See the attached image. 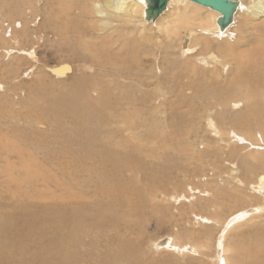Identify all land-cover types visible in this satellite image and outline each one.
Returning a JSON list of instances; mask_svg holds the SVG:
<instances>
[{
    "label": "rangeland",
    "instance_id": "rangeland-1",
    "mask_svg": "<svg viewBox=\"0 0 264 264\" xmlns=\"http://www.w3.org/2000/svg\"><path fill=\"white\" fill-rule=\"evenodd\" d=\"M3 5H0V32L4 31L7 37H4L5 40L0 39V84L3 85L0 86V201L1 197L7 201L10 209L12 208L10 213H15L13 208L19 205L25 207L28 213L58 214V219L67 223L74 211L71 206L76 204L73 199L85 197L90 201L96 200L94 193L88 192V183L89 180L97 178L96 173L100 171V166L89 165L86 160L80 161L82 152L78 155L75 152L69 154L72 152H68L70 146L68 148L64 133L73 127V123L67 120L55 123L54 128L62 129L64 133L54 130L53 134H48L46 125L39 123L41 117L48 116L49 107L59 108L65 101L70 102V94L75 90L76 84L81 83L85 77L89 81L85 85L87 91L94 87L93 82L96 81L99 90L110 86L112 93L119 98H127L130 101L133 97L138 103L136 108H127L129 105L122 103L124 108L120 109L121 119H128L125 122L120 120L118 127L114 128L125 132L120 140H128L130 144L140 142L142 146L152 149V153L143 155L144 162H148L149 166H156L157 162L164 163L163 159L167 156L174 166L177 165L175 162H181L184 166V173L178 172L177 169L172 172L164 170L166 173H155L156 176L153 177L154 189L159 193L158 203L162 207L159 209L156 205H148L144 212L157 219L159 213L162 222L156 224L155 219L150 222L146 218L142 222L139 221V264H223L217 253V240L228 216L256 205L261 207L264 203V198H254L249 191V184L255 182L259 174L264 172L260 169L263 167L262 163L260 168L252 167V172H244L245 167L241 163L243 159L247 163H255V159L259 157L255 156L258 155L255 153L264 154V141L259 133L262 130L264 136V129H260L258 125H254L251 131H248L247 127L246 130L238 129L241 133L251 136L254 143H257L255 146L251 141L234 137L236 134L231 131L237 127L235 122L241 115L250 118L248 111L252 104L246 99L239 102V95L228 97L225 91L222 96L228 105H225V100L217 99L220 95L218 88L226 87L238 74L236 64L232 63L230 69L228 66L224 67L227 61L223 57H228V50H244V44L241 45L242 49H236L238 40L234 36L229 40L230 43L221 45L215 40L208 41L203 38L199 31L196 37H192L185 26L178 25L170 34L155 33L158 38L163 39L166 46L161 47L155 43L152 46L146 45L144 47L147 53L140 48L137 51L126 46V50L120 53L122 57L116 60V63H120L117 64L120 71L124 70V75H120L114 73V70L110 72L111 69L102 67L95 56L92 57L86 51L87 45L71 43L69 46L58 38L56 33L61 30L54 26V11L50 12L47 7L44 8V0H24L13 20L22 21L25 18V22L22 26L14 27L2 24L4 18L7 19L10 14ZM45 18L50 20L46 26ZM24 32L29 34L27 39H22L21 33ZM132 32L133 29L123 32V40H127ZM13 39H16L14 43ZM125 43L118 44L119 49ZM118 47L115 48L117 52ZM96 48L103 51L99 45ZM12 50H24L29 53L25 57L14 51L10 56ZM63 62H70L76 69L75 74L68 80H54L46 76L49 73L47 69L53 72L51 69ZM10 64H15L17 75L4 78L5 68ZM259 74L261 73L256 72L254 75V91L257 96L254 98L257 104L264 105V92L260 91ZM131 75L134 80L128 79ZM90 79L93 82H90ZM146 84H149V88L144 87L143 91ZM94 89L89 94L97 101L99 94ZM147 91L152 95L148 105L152 116V120L149 118V128L152 129L148 128L146 132L141 133L136 132V129L130 131L129 126L142 122V119L136 117L140 112L139 116H142L139 105H144L140 93ZM38 109L43 112L40 113ZM259 109H263V106L260 105ZM131 111H136L137 114L131 117ZM253 120L252 118L247 123L254 124ZM137 121L139 124H136ZM245 126L248 125L245 123ZM149 131V137L145 136ZM21 132L25 135L22 136ZM141 136H145L147 143ZM36 144L40 146L39 149ZM130 175L131 173L125 172L123 177L127 180ZM236 177L244 184L234 183ZM136 178L139 183L144 182L141 173H138ZM236 187L240 188L242 194L219 199L218 192L221 188L232 191ZM182 193L191 196V202L185 200L187 202L179 205L175 198ZM146 200H149L148 195ZM197 215L210 218L213 224H204ZM65 223L59 224V229H47L48 232L44 231L42 237H60L61 232L67 231ZM39 236V239L35 237L31 240V245L38 243L41 238L40 234ZM239 236H243L245 240L237 244ZM263 236L264 218L242 224L229 237L228 256L237 262L245 259V254L252 247L251 252L254 251L255 244ZM107 241L104 244H107ZM175 243L185 244V250L181 252L177 248H171L170 244ZM190 245L197 248L196 252L189 249Z\"/></svg>",
    "mask_w": 264,
    "mask_h": 264
},
{
    "label": "bare ground",
    "instance_id": "bare-ground-1",
    "mask_svg": "<svg viewBox=\"0 0 264 264\" xmlns=\"http://www.w3.org/2000/svg\"><path fill=\"white\" fill-rule=\"evenodd\" d=\"M232 1L237 8L232 21L224 26L220 24V20L223 18L222 14L189 0H171L167 5V9L158 18L149 17L146 0H44V8L47 7L50 12L54 11V26L61 30L56 33L58 38L69 46L71 43L87 45L86 51L92 57L94 55L102 67L111 69L112 71L109 70L110 72L114 70V73L120 75H124V70L120 71L118 66L120 63H116V60L120 59V53L126 50V46L132 47L137 51L140 48L144 53L148 52L144 47L146 45L152 46L155 43V45L161 47L166 46L163 39L155 35L156 32L170 34L174 27L178 25L185 26L192 37H196L199 31L203 38L208 39V41L209 39L215 40L221 45L230 43L229 40L236 36L238 40L236 49H242L241 45L243 44L245 49L228 50L230 55L227 53L228 57L223 58L227 61L224 67L228 66L230 69L232 63L236 64V72L238 74L226 87L224 86L225 88H218L220 95L217 99H220V101L225 100V97L222 96L225 91L228 97L239 95V102L246 99L249 104H252L248 111L250 118L241 115V118L235 122L238 128L234 127L231 132L236 134L234 137L239 140L251 141L253 142L252 145L255 146L257 143H254L253 138L241 133L238 129L251 131L254 125L264 129V105L257 104V100L254 98L256 96L254 91V86H256V76L254 75H256V72L261 73L258 75L261 87L259 88L260 91L264 92V0ZM23 2L24 0L21 2L16 0L0 1V5L4 4L3 7L10 11V14L7 15L9 18H4L2 21L3 25L22 26L25 18L22 21H14L13 16H17ZM13 9L15 10L13 11ZM16 10L18 11L16 12ZM199 14L201 16H198ZM34 17L33 19H35ZM46 19L44 26L49 24L50 21ZM131 29H133V32L129 34L128 42L127 40L124 41L125 36L122 33ZM3 32H0V39H4L6 36ZM21 34H23L22 39L28 38L29 34L27 32ZM16 39H13L12 43ZM123 42L126 43L119 49L118 44ZM97 45L103 51L97 50ZM117 47L118 52L115 49ZM14 51L12 50L10 56L14 54ZM16 52L25 57L29 53L24 50H17ZM132 59L134 60V58ZM18 68H20V65H18ZM15 69V64L8 65L5 68L3 77L16 76L17 71ZM51 70L53 72L47 69L48 75H46V72L44 74L54 80H68L76 72L74 65L70 62H63ZM128 79L134 80L133 75L129 76ZM90 82L93 81L91 80ZM88 83V79L83 77L81 83L76 84L75 90L70 94V102L65 101L59 108L49 107L48 116L44 115V118L41 117L39 123L46 125L47 130H49L48 134H53L54 130L55 132L62 131L64 133L62 129L60 131L58 128H54L55 123L65 122L66 120L73 123V127L64 133L68 148L70 146L68 152H72L69 154L72 155L75 152L78 155V153L82 152L83 155L80 161L86 160L89 165L100 166V171L96 173L97 178L89 180L88 183V192L89 194L93 192L96 200L90 201L85 197L83 199H73L72 201H75L76 204L71 206V210L74 211L71 213L70 220L65 223L58 219V214L28 213L25 211V207L19 205L14 206L13 210L15 213L11 214L12 208L10 209L7 201L1 197L0 264H139L140 239L137 238L138 233L141 232V224L138 226L139 221L142 222L146 218L150 222L155 221L156 224H161L160 222H162V218L158 215L159 213L157 214V219L146 215L148 214L146 211L144 212L148 205L151 207L156 205L159 209L162 207L158 203L159 193L154 189L155 178L153 177L156 176L155 173L163 174L166 173L165 171L172 172L175 169L180 173H184V166L181 165V162H175L177 165L174 166L171 159L167 156L163 159L164 163L157 162L156 166H149L148 162H144L143 155L147 156L149 152L152 153V149L142 146L139 144L140 142L130 144L128 140H120L119 138L125 132L117 128V123L120 120L125 122L128 119H125V117L121 119L122 113L120 109L124 108L122 103L126 102L129 105L128 107L125 106L127 108H136L138 103L131 96L130 101L127 98H119L115 93H112L110 89L112 87L110 86L99 90V85H97L96 81L93 82L95 89L93 87L87 91V86L85 85ZM0 86L3 87L1 84ZM144 87L148 89L149 84L144 85ZM92 89L99 94L97 101L89 94ZM143 91H145V88ZM148 91L140 93L144 105H139L142 109L140 110L142 111V116H139L140 112L136 118L142 119V122L139 124L137 121L136 124L138 123L139 125L129 126L128 130L130 131H135L136 129V132H146L151 124L149 118L151 119L152 116L148 105L152 95ZM76 94L78 95L77 97L75 96ZM224 102L225 105H228L226 100ZM237 104L234 103V105ZM57 105L59 106V103ZM260 105L263 106V109H259ZM39 112L42 113L43 110L40 109ZM131 113L133 112L131 111ZM135 113L137 114L136 111ZM135 113L131 117H134ZM252 118L256 124L250 125L247 121H251ZM245 123L248 126H245ZM115 126L117 127L114 128ZM149 129H152V127ZM149 133L150 131L145 136H148ZM259 133L264 141L262 130ZM21 135L24 136V132H21ZM145 136H141L142 139L145 140ZM30 138H32L31 135ZM117 139L119 140L117 141ZM35 146L38 149L40 148L37 144ZM239 147L237 146V148ZM255 154V156H259L255 159V163H247L244 159L241 161L245 167L244 172H252L254 169L252 167L260 168V163L263 166L260 169L264 170V154L258 152ZM75 160L78 161L77 158ZM125 172L131 173L127 180L123 177ZM138 173H141L144 182L141 181L139 183L136 178ZM236 178L233 181L234 183H237V185L244 184L238 177ZM142 184H145V186ZM249 191L255 196L254 198H264V172L259 174L255 182L249 184ZM233 194L240 195L242 192L238 187L232 191L221 188L218 192L220 200ZM146 195L149 196L148 201L146 200ZM190 198L191 196H186V194L182 193L175 199L181 205L183 202H187L185 200L191 202L189 201ZM197 217L204 224H213L211 219L206 216L197 215ZM257 218H264V203L261 207L256 205L228 216L223 224L224 228L218 234L219 239L217 240V253L223 264H264V236L257 241L254 251L251 252L252 247L245 254V259L241 260L242 262L234 261V258L228 256L230 252L228 240L231 233L238 230L242 224ZM152 219L155 220L153 221ZM61 223L67 224V231L61 232L60 237L56 239L42 237L44 231L48 232L47 229L52 230L54 227L59 229V224ZM39 234L41 238L38 243L31 245V240L35 237L39 239ZM106 240H108L107 244H104ZM244 240L243 236H239L236 242L239 244ZM170 247L177 248L181 252L185 250V244L175 243L170 244ZM189 249L196 252L197 248L190 245Z\"/></svg>",
    "mask_w": 264,
    "mask_h": 264
},
{
    "label": "water",
    "instance_id": "water-1",
    "mask_svg": "<svg viewBox=\"0 0 264 264\" xmlns=\"http://www.w3.org/2000/svg\"><path fill=\"white\" fill-rule=\"evenodd\" d=\"M148 4V14L150 18H158L162 12L167 9L171 0H146ZM201 6L211 8L220 14L223 18L220 20L221 25L229 24L232 21L236 4L232 0H189Z\"/></svg>",
    "mask_w": 264,
    "mask_h": 264
}]
</instances>
